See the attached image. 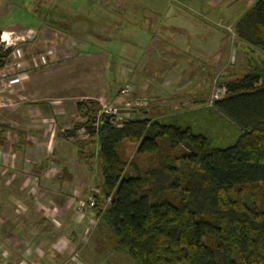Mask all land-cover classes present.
<instances>
[{
  "label": "rangeland",
  "instance_id": "rangeland-1",
  "mask_svg": "<svg viewBox=\"0 0 264 264\" xmlns=\"http://www.w3.org/2000/svg\"><path fill=\"white\" fill-rule=\"evenodd\" d=\"M253 1L114 0L118 8L113 13L116 27L122 29L197 27L193 32L184 30L176 40L198 48V53L208 48L204 54L219 50L225 56L222 67L214 61V71L205 65L211 57H190L194 61L191 76L197 72V76L206 78L204 86L210 82V94L213 81L221 74L233 72L236 77L245 71L249 51L237 41L234 25ZM37 22V17L20 10L0 14V30L15 26L12 31L1 32L0 40L4 34L11 47L21 51L16 62L20 67L15 68V73H26L27 77L20 90L0 95V126L4 129L0 146V264H134L100 219L109 201L102 193L98 143L85 128L77 129L85 119L76 105L92 100L101 109H122L130 100L134 116L157 118L170 111L204 105L208 97L192 103L181 99L169 107L158 101L146 104L140 100V106H136L133 96L121 94L125 81L118 75L127 67L119 63L120 57L115 54L119 56L127 48L124 43L104 46L113 54L110 59L107 53L88 55L82 44L84 35L36 30ZM122 29L118 34L127 38ZM140 30L136 28L134 36ZM145 39L138 47L140 52L155 53L148 34ZM41 57L46 58V64H41ZM178 58L179 62L185 60ZM9 62L12 63L5 59L4 63ZM184 64L179 67H186ZM122 96L124 100L119 99L123 104H117V98ZM34 107L44 108L43 114ZM43 125L49 131L46 136L28 133L31 127ZM124 149L130 160L135 145L125 144ZM89 199L96 201L95 208L78 213L77 203Z\"/></svg>",
  "mask_w": 264,
  "mask_h": 264
},
{
  "label": "trees",
  "instance_id": "trees-1",
  "mask_svg": "<svg viewBox=\"0 0 264 264\" xmlns=\"http://www.w3.org/2000/svg\"><path fill=\"white\" fill-rule=\"evenodd\" d=\"M234 32L245 71L217 78L226 94L212 107L111 122L95 101L76 105L110 200L100 219L134 264H264V0ZM10 52L0 44V68Z\"/></svg>",
  "mask_w": 264,
  "mask_h": 264
},
{
  "label": "crops",
  "instance_id": "crops-1",
  "mask_svg": "<svg viewBox=\"0 0 264 264\" xmlns=\"http://www.w3.org/2000/svg\"><path fill=\"white\" fill-rule=\"evenodd\" d=\"M90 1L91 0H0V14H7L10 9H14L15 11L20 10L25 12V14L28 13L35 17L47 15V17H50L48 22H42L39 20L40 18H38V28L36 30L45 29L55 32L61 30L63 33L69 31L84 35L83 37L85 38L82 44L86 46L85 52L88 55H101L107 53V55L110 54V59L113 54L111 55V53H108L106 50L108 46L105 48L104 46L111 42L124 43L127 48L124 47L123 52L119 56L118 54L115 55L117 58L120 57L119 63L127 68L126 72H124L125 74L121 73V75L119 74L118 76L123 78V81H125L124 87L128 89L135 101L141 100L146 104L152 101H158V104L168 106L176 104L181 99H185L188 103H192L193 101L197 102L199 99L204 100L208 97L210 82H208V86H204L206 78L203 79L201 75L197 76V72L194 76H191L194 61L190 59V57H201L203 59L204 57L205 59L211 57L210 60H206V63H204L207 68H212L214 71V61L219 62L217 67H222L225 56L220 55L219 50L214 53L207 52L204 54V51L208 50V48L202 51V53H198V48L196 49L185 44L182 39L176 40L177 35L183 33L184 30H192L193 32L197 30V27H123L124 29H122L116 27V17L113 11L118 8V6L113 5L114 0ZM94 2L97 3V9H94L96 8ZM77 18L80 19L76 20ZM45 23L48 25L45 26ZM13 27L15 26H10L6 30H0V33L12 31ZM43 27H55V29ZM136 28L142 30H140L141 32L138 33L137 36H134ZM119 29H122V32H124L123 34L127 33V38L121 37L120 34H118L117 31H119ZM145 34H148L151 38L150 42L152 48L156 49L155 53L147 50L141 53L142 51L140 52L138 49L139 45L145 43L147 40L145 39ZM137 50H139V52ZM216 56L218 59H215ZM178 57H183L185 60L179 62ZM181 64H187V66L180 68L179 65ZM110 72H112L111 69L107 70V76ZM26 79V73H24V75L22 74L20 79L22 86L25 84ZM34 109L37 113L43 114L44 112V108L34 107ZM53 110L54 112L56 111L55 108H53ZM146 112L147 110H145V113ZM132 114L135 113L133 112ZM29 132L33 134L36 132L38 136H46V132L49 131L47 127L43 125V127H31V130L28 129V133ZM51 135H49V137H51Z\"/></svg>",
  "mask_w": 264,
  "mask_h": 264
},
{
  "label": "built area",
  "instance_id": "built-area-1",
  "mask_svg": "<svg viewBox=\"0 0 264 264\" xmlns=\"http://www.w3.org/2000/svg\"><path fill=\"white\" fill-rule=\"evenodd\" d=\"M4 36V34H3ZM2 36L0 40V44L3 46L4 49L6 48H11V52L9 56L7 57L8 60L12 61V63L9 62V64H5L0 68V95L4 92H10L14 93L17 90H20L22 87L20 79L21 76L15 73V68L17 69L20 67V63H16L17 60L21 58V51L18 48L11 47V45L8 42V39L4 38ZM46 58L41 57V64H46ZM122 95H130L128 89H123L121 91ZM226 94V88L219 83H217L216 79L213 81V90L209 94L208 99L206 100L205 106L206 107H212L213 103L222 99ZM124 96L118 97L116 103L117 104H123L120 99H123ZM120 98V99H119ZM124 107L122 109H118L114 106H103L101 109V113L105 116V118L108 121H113V120H120V111L124 110L128 112H134L133 106L130 102V100H127L124 102ZM136 106H140V101H135ZM95 125V124H94ZM96 127V126H95ZM85 200V201H80L77 203L75 210L78 213L86 211L88 208L89 209H94L96 206V201H90ZM107 201H110L109 198H106Z\"/></svg>",
  "mask_w": 264,
  "mask_h": 264
},
{
  "label": "water",
  "instance_id": "water-1",
  "mask_svg": "<svg viewBox=\"0 0 264 264\" xmlns=\"http://www.w3.org/2000/svg\"><path fill=\"white\" fill-rule=\"evenodd\" d=\"M120 113H121V114H123V113H127V111L122 110V111H120Z\"/></svg>",
  "mask_w": 264,
  "mask_h": 264
}]
</instances>
